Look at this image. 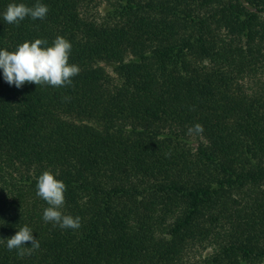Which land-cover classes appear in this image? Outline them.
<instances>
[{
	"label": "trees",
	"instance_id": "16d2710c",
	"mask_svg": "<svg viewBox=\"0 0 264 264\" xmlns=\"http://www.w3.org/2000/svg\"><path fill=\"white\" fill-rule=\"evenodd\" d=\"M13 2L49 11L9 24ZM263 14L264 0H0V50L62 36L80 68L63 87L0 70V264H264ZM45 170L79 229L43 220ZM25 225L39 248L9 250Z\"/></svg>",
	"mask_w": 264,
	"mask_h": 264
},
{
	"label": "clouds",
	"instance_id": "9594fccd",
	"mask_svg": "<svg viewBox=\"0 0 264 264\" xmlns=\"http://www.w3.org/2000/svg\"><path fill=\"white\" fill-rule=\"evenodd\" d=\"M48 6L37 2L34 6L24 3H9L3 19L9 24H18L26 17L33 20L44 19L48 13ZM46 40L35 39L20 44L15 51L0 50V70L3 78L9 85L20 88L25 83L35 85H50L52 87H63L72 84V77L80 72L75 64H69L71 43L62 36H57L51 46ZM190 135L203 133V126L195 124L189 127ZM36 195L43 199L48 207L43 211V220L52 222L62 229H79L81 218L65 215L61 209L65 204L66 185L58 180L51 170H45L38 178L36 184ZM26 243H31L32 249L39 248V241L34 238L33 230L25 225L15 235L7 239V248L23 249ZM23 255V251L18 252Z\"/></svg>",
	"mask_w": 264,
	"mask_h": 264
},
{
	"label": "rangeland",
	"instance_id": "374dc122",
	"mask_svg": "<svg viewBox=\"0 0 264 264\" xmlns=\"http://www.w3.org/2000/svg\"><path fill=\"white\" fill-rule=\"evenodd\" d=\"M106 6V3H102V5H100V9L102 10L104 7ZM102 12H103V10H102ZM263 17H264V14H263ZM193 145H194V143H192Z\"/></svg>",
	"mask_w": 264,
	"mask_h": 264
}]
</instances>
